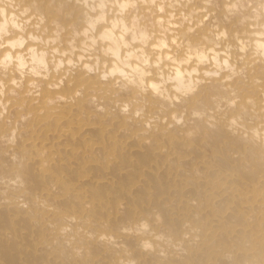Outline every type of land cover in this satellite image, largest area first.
I'll list each match as a JSON object with an SVG mask.
<instances>
[{"label": "bare ground", "instance_id": "1", "mask_svg": "<svg viewBox=\"0 0 264 264\" xmlns=\"http://www.w3.org/2000/svg\"><path fill=\"white\" fill-rule=\"evenodd\" d=\"M0 264H264V0H0Z\"/></svg>", "mask_w": 264, "mask_h": 264}]
</instances>
